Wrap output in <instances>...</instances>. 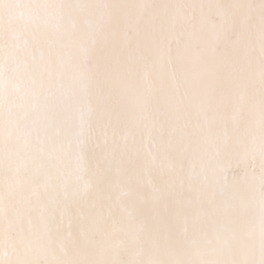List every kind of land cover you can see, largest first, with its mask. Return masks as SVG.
Listing matches in <instances>:
<instances>
[{
  "label": "snow or ice",
  "instance_id": "1",
  "mask_svg": "<svg viewBox=\"0 0 264 264\" xmlns=\"http://www.w3.org/2000/svg\"><path fill=\"white\" fill-rule=\"evenodd\" d=\"M0 264H264V0H0Z\"/></svg>",
  "mask_w": 264,
  "mask_h": 264
}]
</instances>
